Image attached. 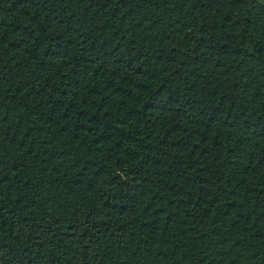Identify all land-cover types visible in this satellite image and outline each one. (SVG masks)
Returning <instances> with one entry per match:
<instances>
[{
	"label": "trees",
	"instance_id": "trees-1",
	"mask_svg": "<svg viewBox=\"0 0 264 264\" xmlns=\"http://www.w3.org/2000/svg\"><path fill=\"white\" fill-rule=\"evenodd\" d=\"M0 264H264V0H0Z\"/></svg>",
	"mask_w": 264,
	"mask_h": 264
}]
</instances>
